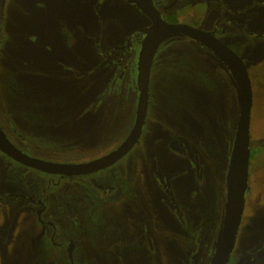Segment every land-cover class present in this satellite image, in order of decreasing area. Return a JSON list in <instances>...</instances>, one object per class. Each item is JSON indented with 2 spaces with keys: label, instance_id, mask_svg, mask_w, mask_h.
Returning <instances> with one entry per match:
<instances>
[{
  "label": "rangeland",
  "instance_id": "rangeland-1",
  "mask_svg": "<svg viewBox=\"0 0 264 264\" xmlns=\"http://www.w3.org/2000/svg\"><path fill=\"white\" fill-rule=\"evenodd\" d=\"M4 1L5 136L49 164L78 166L110 154L137 119L138 71L92 74L93 46L138 38V25L149 18L125 0H17L15 8L13 0ZM154 2L166 12L177 9L180 23L209 31L225 11L228 18H255L254 37L231 26L221 37L244 60L253 97L246 201L228 264H264V0ZM239 91L210 50L172 34L153 60L140 139L120 161L93 174L63 176L0 151V264H210L224 224L225 173L217 164L229 162L227 134L237 124ZM181 141L184 159L174 151ZM156 166L169 177L166 191L152 186ZM145 180L151 191L142 187ZM172 189L175 199L166 196ZM36 198L45 206L42 221L34 215ZM169 200L181 203L180 211L168 209Z\"/></svg>",
  "mask_w": 264,
  "mask_h": 264
},
{
  "label": "water",
  "instance_id": "water-1",
  "mask_svg": "<svg viewBox=\"0 0 264 264\" xmlns=\"http://www.w3.org/2000/svg\"><path fill=\"white\" fill-rule=\"evenodd\" d=\"M127 1L135 3L153 22L150 27L143 30L146 36L137 62L140 104L139 116L129 137L105 158L78 166H63L42 162L24 153L5 136L0 126V151L24 166L54 175H87L112 166L134 147L142 134L148 109L151 67L160 45L167 36L172 34L190 36L205 45L227 64L239 83L243 101L239 128L236 135L228 176L227 202L223 231L217 251L211 262V264H228L241 224L248 185L250 123L253 105L252 87L248 70L241 58L212 34L190 25L167 23L161 17L160 11L154 4V0Z\"/></svg>",
  "mask_w": 264,
  "mask_h": 264
},
{
  "label": "flooded vegetation",
  "instance_id": "flooded-vegetation-1",
  "mask_svg": "<svg viewBox=\"0 0 264 264\" xmlns=\"http://www.w3.org/2000/svg\"><path fill=\"white\" fill-rule=\"evenodd\" d=\"M21 1V0H20ZM125 1H127V0H125ZM128 2V1H127ZM128 3H130V2H128ZM13 7L15 8L16 7V5H17V0H13ZM130 4H133V5H135V7L136 8H138L137 7V5L135 4V3H130ZM154 4H155V2H154ZM257 4H258V1H255V2H252L251 4H249V5H247L245 8H243V9H241L240 11H239V13L241 14H243V13H245L248 9H250V8H252V7H255V6H257ZM7 5V2L6 1H4V0H0V31H2V29H4V31L6 32V18H7V11H6V6ZM155 6H156V8L160 11V14H161V17L167 22V23H170V24H178V23H180V21L178 20L177 22H171V21H169L167 18H166V16L168 15V14H171V13H177V15H178V11H177V9L176 10H171V11H164L163 9H161V8H159V7H157V5L155 4ZM5 9V12L3 11ZM140 11H142L140 8H138ZM143 12V11H142ZM144 13V12H143ZM148 18H149V21H147L145 24H141V25H138V28H137V36H138V38L137 37H134V36H132L131 34H129V36H127V37H125V38H123V40H121V42H119V43H110V42H108L106 39H101V42H100V44L99 43H96L95 45H94V42H95V40H94V42H93V50L92 51H94V49H95V56L97 57V58H95V64H94V66H93V68L91 69V72H92V74H94L96 71H101V70H105V71H107V72H113V71H116V70H121V69H123V68H131V69H133V70H135V72L137 71V62H138V55H139V53H140V51L139 50H141V47H142V44H143V42H144V39H145V33H143V30L144 29H146V28H148V27H150L151 25H152V19L146 14V13H144ZM212 14V13H211ZM17 17H19V15L18 14H16L15 16H13V18H17ZM178 18H179V16H178ZM211 18H212V16H211ZM242 18H241V16L240 17H238V18H236V16L235 17H232V18H228V15L226 14V11L224 12V14H221V17L219 18V19H217L216 21H215V24H216V27L215 28H213V27H209L210 28V31L209 30H205L204 28H200V27H197V28H200V29H202V30H204V31H206L207 33H210V34H212L214 37H216L218 40H220L221 42H223L231 51H233L223 40H221V37L225 34V32L227 33V29H228V27L229 26H231V28L233 29V32L235 33V31H237V32H240V33H242V34H244V35H246V38H249V37H254V35L255 34H257V32H254L252 29H251V27L253 26V24L255 23V18L253 19H251L250 18V20L251 21H249V20H247V19H245V20H241ZM224 23H226V26L224 27L223 26V24ZM180 24H182V23H180ZM191 26V25H190ZM204 26H208V25H204ZM193 27H195V26H193ZM83 31H84V29L82 28H80V31H79V33H83ZM232 32V31H231ZM6 34H7V32H6ZM66 35H67V33H66ZM176 35H181V36H186V35H182V34H176ZM170 36V35H169ZM2 37H5V35H4V33L3 34H0V42H1V38ZM134 37V38H133ZM168 37V36H167ZM166 37V38H167ZM187 37V36H186ZM188 37H190V36H188ZM251 37V38H252ZM191 39H193V40H195L194 38H192V37H190ZM197 43H199V44H201V45H203L202 43H200L199 41H197V40H195ZM107 43V44H106ZM2 44L4 45V41L2 42ZM46 43H43V45H45ZM204 47H206L205 45H203ZM207 48V47H206ZM3 49V48H2ZM1 48H0V52H2V54H4V49L2 50ZM208 49V48H207ZM208 50H210V49H208ZM138 52V53H137ZM210 52L211 53H213L221 62H222V64H224L225 65V67H227L229 70H230V72L232 73V75L234 76V74H233V72L231 71V69L227 66V64L220 58V57H218L214 52H212L211 50H210ZM234 52V51H233ZM235 53V52H234ZM236 54V53H235ZM237 55V54H236ZM238 56V55H237ZM0 57H1V55H0ZM162 58H160V56H158V61L159 60H161ZM242 60V59H241ZM243 62H244V60H242ZM244 64H245V62H244ZM65 65H67V64H65ZM68 66V65H67ZM134 66H135V68H134ZM152 66H153V63H152ZM245 66H246V64H245ZM246 68H247V66H246ZM151 69H152V67H151ZM248 70V69H247ZM249 73V72H248ZM250 76V75H249ZM92 79V81H93V77L91 78ZM234 79L236 80V78H235V76H234ZM236 82L238 83V81L236 80ZM114 85H116L117 84V82H114L113 83ZM238 86H239V83H238ZM112 86H109V90H110V88H111ZM139 92V91H138ZM137 92V93H138ZM109 93V92H108ZM137 100H138V105H137V109H136V111H135V115H136V117H137V119L135 120V122H134V124H133V127H132V129H131V132L133 131V129H134V126H135V124L137 123V120H138V116H139V107H140V104H139V95L137 96ZM241 107H243V101H242V106ZM241 107H239V104H238V110H237V115H236V117L238 116V118L237 119H235V121L237 122V124L234 126V128H232V130H231V132L230 133H228L227 135L228 136H230V139H231V144H233V146L231 147L230 146V153L228 154V157H229V162L226 164L225 163V165H221V164H217L219 167H221V168H223V170H224V173H225V175H224V179H225V185H226V189H225V187H224V189H225V199L222 201V208H223V215H224V219H225V209H226V202H227V186H228V176H229V170H230V164H231V157H232V153H233V149H234V146H235V140H236V137L234 138V140H232V135H233V133H234V131L236 130V135H237V131H238V128H239V122H240V117H241V112H242V108ZM147 111H148V109H147ZM146 116H147V114H146ZM215 119V118H214ZM207 121H210L211 120V118H210V116H209V119H206ZM215 120H218V119H215ZM220 121V120H219ZM235 121H233V122H235ZM131 125V124H130ZM129 125V126H130ZM204 125V124H203ZM207 125V124H206ZM206 125H204V127L206 126ZM221 126H222V124H221ZM208 129V128H207ZM224 135L226 134V133H223ZM140 139V138H139ZM139 141V140H138ZM138 143V142H137ZM136 143V144H137ZM135 144V145H136ZM134 145V146H135ZM251 142H250V147H251ZM117 149V148H116ZM115 149V150H116ZM131 151V150H130ZM129 151V152H130ZM174 151H176L177 153H182L183 155H182V159H184L183 157H187V156H189L188 155V152H187V150H186V146H185V144H184V142H179V143H177L176 145H175V148H174ZM214 151H216V150H214ZM113 152V151H112ZM111 152V153H112ZM128 152V153H129ZM110 153V154H111ZM127 153V154H128ZM177 153H175L176 155H177ZM126 154V155H127ZM205 154H206V152H205ZM109 154H107V155H105V156H103V157H100V158H98V159H102V158H105L106 156H108ZM125 155V156H126ZM124 156V157H125ZM178 156V155H177ZM206 156V155H205ZM210 156V155H209ZM225 156H226V159H227V154H225ZM179 157V156H178ZM215 160H216V158H214ZM121 160V159H120ZM119 160V161H120ZM93 162V161H92ZM89 163V162H88ZM117 163V162H116ZM21 164V163H20ZM23 165V164H22ZM158 167L159 166H156L155 168H153L152 169V179H153V184H152V186H154V188L157 186V185H159V187H160V189L163 191H166L165 189H167V188H169V177H168V175L166 174V172L165 171H163V169H158ZM108 168V167H107ZM104 169H106V168H104ZM101 170H103V169H101ZM101 170H99V171H101ZM99 171H97V172H99ZM208 172V171H207ZM96 173V172H95ZM50 174V173H49ZM91 174H93V173H91ZM210 173L208 172V175H209ZM87 175H89V174H87ZM167 175V176H166ZM64 176V175H63ZM171 183V182H170ZM144 185H146V186H149L150 187V185H149V182H148V180H145L143 183H142V187H144ZM224 185V186H225ZM151 187H150V191H151ZM112 190H115V188H113ZM166 196L167 197H169V198H172V199H175V197H174V193H173V189L171 190V194H169L168 192L166 193ZM171 204H172V206H173V210L175 211V212H178V211H180V208L181 207H179V206H181V203H175L174 204V202H173V200H169L168 202H167V205H166V207L168 208V209H170L171 211H172V207H171ZM179 206H178V205ZM33 205L34 206H32V207H34V210H36L35 212H34V215H35V218H37L39 221H42V219H41V216H42V213H43V211H44V209H45V206H44V204H43V202H42V200H40V198H36V200L33 202ZM221 206V205H220ZM167 208H165V209H167ZM224 225V224H223ZM220 235V234H219ZM219 241H220V237H219V239H218V241H217V243H216V248H217V246L219 245ZM217 251V250H216ZM214 256H215V254H214ZM213 256V257H214ZM213 259V258H212ZM211 262H212V260H211ZM211 264V263H210Z\"/></svg>",
  "mask_w": 264,
  "mask_h": 264
},
{
  "label": "trees",
  "instance_id": "trees-1",
  "mask_svg": "<svg viewBox=\"0 0 264 264\" xmlns=\"http://www.w3.org/2000/svg\"><path fill=\"white\" fill-rule=\"evenodd\" d=\"M166 18L169 20V21H171V22H177L178 21V15H177V13H171V14H168L167 16H166ZM224 65V64H223ZM225 66V65H224ZM240 92V91H239ZM239 100H240V97H239V99H238V95H237V98H236V101H237V103H239ZM240 102H241V100H240ZM234 105H233V103H232V107H233ZM237 115V114H236ZM238 118V116L237 117H235V119H237ZM235 121V120H234Z\"/></svg>",
  "mask_w": 264,
  "mask_h": 264
}]
</instances>
